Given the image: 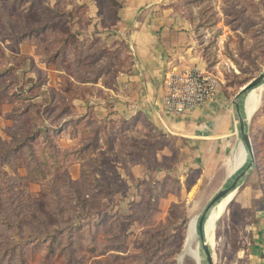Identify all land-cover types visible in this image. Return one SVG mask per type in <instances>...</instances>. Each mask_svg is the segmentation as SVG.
<instances>
[{
	"label": "rangeland",
	"instance_id": "rangeland-1",
	"mask_svg": "<svg viewBox=\"0 0 264 264\" xmlns=\"http://www.w3.org/2000/svg\"><path fill=\"white\" fill-rule=\"evenodd\" d=\"M121 1L0 0V264H16L20 251L31 257L36 249L24 240L61 228L59 208L68 220L75 212L83 219L64 227L52 251L39 249L47 264H201L200 255L185 254L188 223L228 175L242 170L247 154L231 172L230 151L181 181V140L109 118L113 106L103 87L129 64L114 36ZM167 4L191 22L226 94L264 71V0ZM80 112L89 122L68 125ZM248 132L254 167L206 227L214 264H264V235L252 237L255 221L264 227V83ZM163 179L167 185L156 188L174 192L167 198L154 193L152 182ZM193 247L199 252L198 237Z\"/></svg>",
	"mask_w": 264,
	"mask_h": 264
},
{
	"label": "crops",
	"instance_id": "crops-1",
	"mask_svg": "<svg viewBox=\"0 0 264 264\" xmlns=\"http://www.w3.org/2000/svg\"><path fill=\"white\" fill-rule=\"evenodd\" d=\"M168 1L171 0L121 1L114 36L123 41L129 64L118 71L111 85L100 87L108 93L107 100L113 106L109 118H122L135 127L145 123L157 135L182 141L181 151H185L186 157L177 167L183 181L191 168H199L201 175L205 173L208 163L222 159L241 140L237 131L238 139L233 138V96L220 87L212 98L192 110L179 115L165 111L163 78L166 72L189 67L210 69L195 42L191 22L182 15L171 13L170 6L166 5ZM171 193L161 198L170 197ZM263 214L264 211L259 210L258 216ZM260 222H254L258 229L252 235L253 239L264 235Z\"/></svg>",
	"mask_w": 264,
	"mask_h": 264
},
{
	"label": "water",
	"instance_id": "water-1",
	"mask_svg": "<svg viewBox=\"0 0 264 264\" xmlns=\"http://www.w3.org/2000/svg\"><path fill=\"white\" fill-rule=\"evenodd\" d=\"M263 83H264V71L260 72L259 74L248 80L246 83H244L237 90V92L234 94L231 100L234 111V118L236 121V131L238 133L239 139L241 140V143L243 144L247 152V160L242 170H240L238 173L234 175H228L226 177L225 182L210 196V198L205 203L201 211L197 214L196 230L198 236V246H199L201 264H214L211 243L208 241L204 230L207 213L209 212L211 207L226 194L233 191V195H234L242 179L254 167V161H255L254 153H253L250 135L248 132V121L250 120L251 116H247L246 114L243 115L242 99L245 93L249 89Z\"/></svg>",
	"mask_w": 264,
	"mask_h": 264
},
{
	"label": "built area",
	"instance_id": "built-area-1",
	"mask_svg": "<svg viewBox=\"0 0 264 264\" xmlns=\"http://www.w3.org/2000/svg\"><path fill=\"white\" fill-rule=\"evenodd\" d=\"M221 79L209 69L189 67L166 72L163 78V106L167 113L179 115L212 98Z\"/></svg>",
	"mask_w": 264,
	"mask_h": 264
},
{
	"label": "bare ground",
	"instance_id": "bare-ground-1",
	"mask_svg": "<svg viewBox=\"0 0 264 264\" xmlns=\"http://www.w3.org/2000/svg\"><path fill=\"white\" fill-rule=\"evenodd\" d=\"M262 86H263V84H259L255 87H252L251 89H249L245 93V95L242 99L243 100V106H242L243 115L246 114L247 116H251V114L254 111H256V108L258 107V105L260 103V93L262 90ZM246 154H247V152H246L243 144L241 142L238 143L236 148L232 150L230 156L225 161L227 172H231V171L239 168L240 166H242V164L245 160ZM230 175H234V174H230ZM230 193L231 192H229L224 197L219 199L211 207V209L209 210V212L206 215L204 230H205V234H206V237H207L209 242H210V239L207 236L208 232H206V227H207V231L211 230L212 224L218 220L219 216L225 210L226 204L230 201L232 194H233V193H231V194ZM223 200H224V203L220 204V202H222ZM196 223H197V215H194L188 223V225H189V227L187 228V235H188L187 244L188 245L186 247V253L185 254L190 255L195 260H198L200 254H199L198 250L195 247H193V242H194V240H197V237H198L197 236V230H196ZM200 263H201V261H200Z\"/></svg>",
	"mask_w": 264,
	"mask_h": 264
},
{
	"label": "trees",
	"instance_id": "trees-1",
	"mask_svg": "<svg viewBox=\"0 0 264 264\" xmlns=\"http://www.w3.org/2000/svg\"><path fill=\"white\" fill-rule=\"evenodd\" d=\"M107 1H114V0H107ZM48 12H49V14L54 13V11L51 10V9H49ZM116 16H117V14L115 15V18H114L115 20H116ZM42 28H44V27H42ZM67 36L73 38L76 35L71 32L70 34L68 33ZM23 37L24 36H22L20 39H22ZM20 39H19V41H20ZM65 42H71V41H69L67 39V41H65ZM66 90H70V87L66 88ZM88 116H89V114L87 115V114H78L77 113L74 118H71V121L68 122V125H69V123H71L73 125L74 124L76 125L77 123H79L81 121H85V123H87V122H89ZM38 132H39V129L34 130L33 135L36 136ZM28 137H30V136H28ZM46 138H47V135H46ZM258 139H259L258 137L256 139L254 138V141H257ZM152 183L154 184V186H153L154 191H155L154 193L155 194H158L160 196H165V194L161 193L160 190H157L156 186H160L161 188L164 187L165 184L167 185V180L166 179H163L161 182H158L157 180H154ZM157 191H159L160 193H157ZM80 203L82 204V202H79V204ZM172 204H174V202ZM60 209L61 208H59L57 210V212H56V220L62 225V227L61 228H58L56 226H52V227H54L53 228L54 230H52L51 232L50 231H47L43 235H41L39 233V230H38V231L34 232L31 235L32 236L31 237L32 239L24 240L25 243L29 241L28 243H30V245L33 246V248H35L36 250L33 252L34 254H32L31 257H24V255H25L24 252L23 251H20L19 252L20 255L17 258V263L16 264H34L38 260L37 257H40L42 259V264H47V262H46V254H42V255L39 254V249H42V248L46 247V249H47L48 252L52 251V242L53 241L54 242L61 243L60 238H61V236H62V234L64 232L63 231L64 227L67 228L68 225H70L71 223L79 224L81 222V219H83L82 218L83 216L81 214H79V212H75L73 214V218H71V220H68L65 216H63V213H62V211H60ZM102 215H103V218H104V216L107 217V214L106 213H102ZM41 222L42 221H40V223ZM71 247L72 246L69 247V254H72V248ZM53 253H54L53 255L55 257H57V258H60L63 255V251L62 250H59V252L54 251Z\"/></svg>",
	"mask_w": 264,
	"mask_h": 264
}]
</instances>
